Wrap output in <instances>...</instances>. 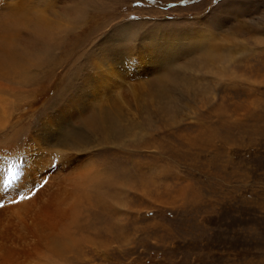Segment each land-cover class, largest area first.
I'll list each match as a JSON object with an SVG mask.
<instances>
[{
  "label": "rangeland",
  "instance_id": "374dc122",
  "mask_svg": "<svg viewBox=\"0 0 264 264\" xmlns=\"http://www.w3.org/2000/svg\"><path fill=\"white\" fill-rule=\"evenodd\" d=\"M3 40L0 155L78 212L52 247L5 203L16 264H264V0H0Z\"/></svg>",
  "mask_w": 264,
  "mask_h": 264
},
{
  "label": "bare ground",
  "instance_id": "6f19581e",
  "mask_svg": "<svg viewBox=\"0 0 264 264\" xmlns=\"http://www.w3.org/2000/svg\"><path fill=\"white\" fill-rule=\"evenodd\" d=\"M76 14V13H75ZM74 14V15H75ZM21 19V18H20ZM58 23V22H57ZM55 24V23H54ZM49 25V24H48ZM50 26V25H49ZM55 28V27H54ZM6 47H7V44L5 42V40L1 41L0 42V55L5 53L7 50H6ZM6 50V51H5ZM211 51V50H210ZM0 61H1V58H0ZM4 100V99H3ZM7 104V103H6ZM2 105V104H0ZM3 106V105H2ZM1 107V106H0ZM5 107H3L4 109ZM1 109V108H0ZM6 110V109H4ZM1 112V111H0ZM1 117V116H0ZM3 120L2 118H0V126H2L3 124ZM53 125V124H52ZM1 128V127H0ZM49 130V129H48ZM46 131V130H45ZM42 133V132H41ZM47 133V132H46ZM37 139H39L37 137ZM43 140V139H42ZM44 142V141H43ZM44 153V152H43ZM51 154V153H50ZM31 158V157H30ZM44 158V157H43ZM48 158H50L48 156ZM6 157L4 158L3 157V154L0 155V165H2L3 161H5ZM36 160V159H35ZM29 160H24L23 158V161L20 163L19 168L18 169V175L17 177L20 176V172L25 170L27 175H25V178L23 179V181L26 179V181L23 184V189H24V192L25 190H28V188H26V186L30 183V180L28 181L27 178H30L32 176L33 173H36L38 171V167L36 168V170H34V167L37 166V165H33V163ZM48 164V163H47ZM39 165V164H38ZM42 165V164H41ZM46 165V164H44ZM87 167V166H86ZM40 170L42 167H39ZM79 169V168H78ZM81 171V169H79ZM24 171V172H25ZM77 172V171H75ZM79 173V172H78ZM72 174V173H71ZM81 175V174H80ZM77 176H75L76 178ZM85 177H87L85 175ZM90 177H99V174L97 172L94 171L93 175H90ZM90 177H87V178H90ZM79 179V177H77ZM101 178V177H99ZM98 178V179H99ZM19 179V178H18ZM72 179V178H71ZM70 177L69 178H65V181L64 183L63 182H60L58 184V187L56 190H52V191H49L48 189H42L41 191H39L38 194H36L35 196H33L31 198V201L33 202L34 205H38L39 204V208L37 210H33V216L36 217L33 218L32 215H27L25 214L23 216V211H24V208L26 207L27 205V200H21L19 201L18 203H15L14 205H8L7 206V214H12V216L17 220L19 221V223H24L25 220H31L33 222L32 224V230H31V234H33V236H37V238H33L35 242L39 243V239H42L41 241L43 242H46L47 244L50 243V245L52 247H55L54 246V241L56 239H53V236H56L57 233L54 234V231H56L53 227V224L51 222H48L47 224V227L45 228L42 224L44 223V220H45V212L48 210H53L54 209V214H55V217L57 219V226H59V224L61 225L59 228L62 229V230H66L67 232L69 231L68 230V227H69V224H65L64 222L65 221H68V222H73L75 220H73L78 214L77 212V199L76 197H72V193H73V184L74 182L72 183ZM22 180V179H21ZM74 180V179H72ZM84 180L87 181V179L84 178ZM76 181V180H75ZM83 178H81V181H79L80 183H77V186L78 184H81L83 183ZM85 181V182H86ZM92 181V180H91ZM16 182V180H15ZM90 182V181H89ZM19 183V181H18ZM93 183V182H92ZM76 184V182H75ZM86 184V183H84ZM89 184V183H88ZM91 184V182H90ZM96 184V183H95ZM54 183H49V186L50 187H53ZM82 185V184H81ZM19 186V185H18ZM75 186V185H74ZM82 186H85V185H82ZM97 187V186H96ZM99 187V186H98ZM84 188V187H83ZM2 189V188H1ZM9 189V188H8ZM8 189H5L6 191ZM10 191L8 192V196H2L0 194V198L4 199L5 201L7 200H10L11 198H15L14 196L17 194L18 191H21V187L19 186V188L17 187H14L13 184L12 186L10 187ZM58 199H61V200H67L66 202H61V203H55V200H58ZM21 208V209H20ZM19 209V210H18ZM2 212V210H1ZM30 213V212H29ZM5 214V213H4ZM3 214V215H4ZM72 220V221H71ZM76 222V221H75ZM63 224V225H62ZM73 224V223H72ZM71 224V226H72ZM77 224V223H76ZM74 225V224H73ZM73 227V226H72ZM73 230V229H71ZM67 232H66V237H67ZM73 232V231H72ZM11 233V232H10ZM9 233V234H10ZM64 233V232H63ZM69 233V232H68ZM65 234V233H64ZM63 234V235H64ZM58 235H60V237H62V232H59ZM74 236V235H73ZM6 237V236H5ZM11 237V236H10ZM12 237H14L12 235ZM11 237V238H12ZM51 237V238H50ZM58 237V236H57ZM11 238L9 240H11ZM50 238V239H49ZM55 238V237H54ZM65 238V237H64ZM2 239V238H1ZM20 238L18 237V239H12L11 241H8L7 243H1L0 244V263L1 264H16L14 260L15 257H22V259L24 260L25 259V254H26V251L24 249V243L22 241L19 240ZM62 239V238H61ZM60 239V240H61ZM6 240V239H5ZM65 241H66V238H65ZM68 242H70V238L67 239ZM3 242V241H2ZM11 242V243H9ZM42 243V242H40ZM55 243L57 245H60L58 244L56 241ZM14 257V258H13ZM17 258V259H18ZM21 260V259H20ZM20 262V261H19ZM22 264V263H21Z\"/></svg>",
  "mask_w": 264,
  "mask_h": 264
},
{
  "label": "snow or ice",
  "instance_id": "6c2138e0",
  "mask_svg": "<svg viewBox=\"0 0 264 264\" xmlns=\"http://www.w3.org/2000/svg\"><path fill=\"white\" fill-rule=\"evenodd\" d=\"M214 2H218V0H214ZM181 3H185V0H181ZM205 15H210V13H206ZM204 17H201L203 19ZM97 151L103 152L104 149H98ZM86 154H78L73 157L72 163H75L76 160L82 159L83 156ZM20 161L16 159H8L3 161L2 165H0V188L8 189L12 186L13 182L15 181L18 175ZM55 166V165H50ZM35 187H42V185H35ZM34 194V189H30L27 193L23 191H18L17 196L14 199H10L5 201L4 199L0 198V208L4 206L5 203H18L21 200L31 198V195Z\"/></svg>",
  "mask_w": 264,
  "mask_h": 264
}]
</instances>
